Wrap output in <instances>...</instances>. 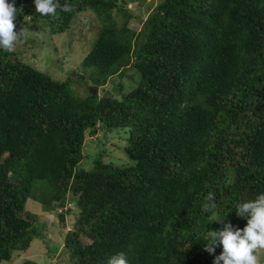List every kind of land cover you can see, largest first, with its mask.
<instances>
[{
    "label": "trees",
    "instance_id": "16d2710c",
    "mask_svg": "<svg viewBox=\"0 0 264 264\" xmlns=\"http://www.w3.org/2000/svg\"><path fill=\"white\" fill-rule=\"evenodd\" d=\"M136 1L70 0L74 11L51 17L34 0H9L15 30L41 20L51 35L93 11L102 27L83 60L92 83L129 68L140 80L119 84V97H81L74 77L0 49V263L42 236L33 199L48 213L70 204L57 212L63 230L77 210L56 264H107L121 251L131 264H213L223 249L204 250L207 229H243L235 206L264 193V0H158L139 31ZM114 129L132 163L105 162L103 149L86 158L87 137ZM209 192L216 207L203 211Z\"/></svg>",
    "mask_w": 264,
    "mask_h": 264
},
{
    "label": "rangeland",
    "instance_id": "374dc122",
    "mask_svg": "<svg viewBox=\"0 0 264 264\" xmlns=\"http://www.w3.org/2000/svg\"><path fill=\"white\" fill-rule=\"evenodd\" d=\"M157 2L158 0L131 2L130 8L139 12L141 17L132 19L130 26L139 31L143 20L153 11ZM101 27L100 18L91 10L79 13L74 18L70 30L65 33L51 35L47 27H43L41 20H36L31 24L27 22L26 25L16 30L17 32L23 30L24 34L16 42L14 51L27 62L51 74L55 79L65 80L70 76L74 77L75 80L71 83L72 90L76 95L84 97L90 91L93 92L96 85L92 83L91 72L84 71L83 60L93 48ZM139 80L140 74L129 68L123 77L115 76L108 81V84L100 86L97 92L102 94L104 90L110 91L119 97V94L115 93L119 89V84L122 83L125 90L131 89ZM121 132H123L121 129H114L106 135L101 133L100 138L103 139L100 141L94 135L87 137L85 157L93 162L99 156V151L103 149L105 162H113L118 166L131 164L132 161L125 152L126 135ZM87 163L88 159H84L83 165ZM26 205L29 212L38 215L36 220L43 231L40 238L32 241L28 250L21 252L15 264H20L27 258L36 261L37 264H56L63 256V238L65 237L57 217L58 213L56 211L45 212L41 204L33 199H28ZM76 214L75 209L72 213L66 214V222L73 226ZM56 248L58 252L54 255L52 251ZM259 257L261 264H264V249L259 250ZM8 263L3 261L0 264Z\"/></svg>",
    "mask_w": 264,
    "mask_h": 264
},
{
    "label": "clouds",
    "instance_id": "9594fccd",
    "mask_svg": "<svg viewBox=\"0 0 264 264\" xmlns=\"http://www.w3.org/2000/svg\"><path fill=\"white\" fill-rule=\"evenodd\" d=\"M35 10L42 16L56 17L57 10L63 12L74 11L70 0H34ZM18 8L14 2L0 0V49L5 52H13L16 42L23 36V30L17 32L14 20ZM22 11V8H21ZM206 203L202 206L203 211H209L216 207L215 194L209 192L205 198ZM67 203L57 208V212L65 211ZM62 208V210H60ZM236 213L240 217L247 218L246 226L241 229L233 228V225L224 223L218 230L207 229L205 238L208 243L204 244V250L210 255L214 254L216 246L222 245V252L214 257L213 264H261L259 250L264 249V193L259 194L256 199L237 204ZM60 210V211H59ZM225 218V217H224ZM213 218L212 221H223ZM72 224L66 222L63 230L65 236L72 230ZM40 230L41 227H39ZM43 231V230H42ZM107 264H131L127 254L123 251L117 252L108 258Z\"/></svg>",
    "mask_w": 264,
    "mask_h": 264
},
{
    "label": "water",
    "instance_id": "95a60500",
    "mask_svg": "<svg viewBox=\"0 0 264 264\" xmlns=\"http://www.w3.org/2000/svg\"><path fill=\"white\" fill-rule=\"evenodd\" d=\"M97 89H98L97 87H96V88H94L93 92H94V93H96V92H97Z\"/></svg>",
    "mask_w": 264,
    "mask_h": 264
},
{
    "label": "built area",
    "instance_id": "2783aa9c",
    "mask_svg": "<svg viewBox=\"0 0 264 264\" xmlns=\"http://www.w3.org/2000/svg\"><path fill=\"white\" fill-rule=\"evenodd\" d=\"M68 205H69V204H67V205H66L64 208H67V207H68ZM60 210H62V208H61Z\"/></svg>",
    "mask_w": 264,
    "mask_h": 264
}]
</instances>
